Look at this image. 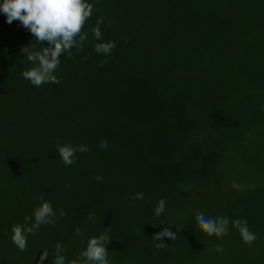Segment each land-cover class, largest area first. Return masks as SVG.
<instances>
[{"label": "trees", "instance_id": "1", "mask_svg": "<svg viewBox=\"0 0 264 264\" xmlns=\"http://www.w3.org/2000/svg\"><path fill=\"white\" fill-rule=\"evenodd\" d=\"M88 2L83 51L61 55L60 83L40 87L23 78L33 65L21 49L48 43L0 12V264H37L44 250L53 264L57 243L79 264L105 232L111 264H264V0ZM110 41V56L96 53ZM57 141L89 150L65 166ZM41 197L56 223L21 251L12 226H30ZM200 212L227 217V234L204 233ZM166 226L175 240L152 238Z\"/></svg>", "mask_w": 264, "mask_h": 264}, {"label": "clouds", "instance_id": "2", "mask_svg": "<svg viewBox=\"0 0 264 264\" xmlns=\"http://www.w3.org/2000/svg\"><path fill=\"white\" fill-rule=\"evenodd\" d=\"M94 11L93 4L88 0H3L0 3V12L7 17V23L11 24L13 21H19L21 25L31 32L35 40L42 44L46 41L48 47H42L40 50H34L32 47L24 46L21 51L27 57V60L33 65L25 70L22 75L23 78L29 80L33 86L40 87L45 83H60L59 78L54 74L60 65V57L67 53L69 58H73L72 49L75 48L77 52L83 51V46L87 41V34L83 32L86 22L91 18ZM103 19L98 20L96 26L92 29L96 40H101L102 33L100 31V24ZM115 48V42H102L95 45L97 54L110 56ZM87 57H85L86 59ZM108 63L105 59L100 66ZM107 141L101 140L100 147L107 148ZM89 149L87 145H80L74 147L71 144H60L57 141L56 151L62 163L65 166H71L75 163L76 153H84ZM97 181H102V175L95 177ZM70 187V186H69ZM233 188L242 190L243 185L233 183ZM42 203L34 210V222L30 226L13 225L12 226V242L21 251L26 250L27 235L36 234L40 227L45 224L55 225L56 213L50 202L40 198ZM133 203L129 207L134 206L136 200L144 199V193L138 192L130 197ZM166 201L160 199L156 208L155 215L159 217L165 210ZM62 210L60 216H64ZM89 219L94 220L95 216L89 211ZM196 222L199 228L208 236L215 235L222 237L228 232V225L230 223L227 217L209 218L200 212L196 215ZM25 224L30 221V217H24ZM232 226L235 227L242 240L249 246L256 240L255 233L249 230L246 220L236 219L231 221ZM177 226V225H176ZM177 230H179L177 226ZM75 233L82 236L83 233L77 227ZM176 232L171 231L167 226L162 231L155 233L153 239L163 241L164 237H170L172 240L176 239ZM111 241L107 232L100 234L98 237H91L86 248L79 254L82 258L79 264H111L109 260V251L106 245ZM158 249L165 247L164 244H157ZM55 251L53 264H66V256L64 253L66 249L60 243L55 244ZM216 251L222 252L223 247L217 245ZM49 256L48 250H44L40 256L37 264H43V261ZM70 264H78L76 259H73Z\"/></svg>", "mask_w": 264, "mask_h": 264}]
</instances>
